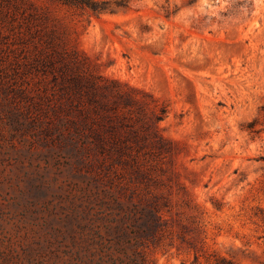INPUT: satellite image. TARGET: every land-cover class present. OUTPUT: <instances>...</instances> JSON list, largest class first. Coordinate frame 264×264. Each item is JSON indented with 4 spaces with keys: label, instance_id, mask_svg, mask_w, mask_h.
<instances>
[{
    "label": "rangeland",
    "instance_id": "374dc122",
    "mask_svg": "<svg viewBox=\"0 0 264 264\" xmlns=\"http://www.w3.org/2000/svg\"><path fill=\"white\" fill-rule=\"evenodd\" d=\"M99 1L113 12L0 0V264H65L68 219L89 189L108 199L135 186L48 132L51 109L36 107L55 101V83L36 68L53 48L77 51L74 70L104 79L110 99L128 94L140 125L176 143L152 186L170 201L173 245L148 258L191 262L190 241L264 264V0Z\"/></svg>",
    "mask_w": 264,
    "mask_h": 264
},
{
    "label": "trees",
    "instance_id": "16d2710c",
    "mask_svg": "<svg viewBox=\"0 0 264 264\" xmlns=\"http://www.w3.org/2000/svg\"><path fill=\"white\" fill-rule=\"evenodd\" d=\"M57 1L95 14L113 12L109 1ZM39 53L43 56L39 61L42 68L36 69L51 74L55 83L46 96L54 95L55 101L47 103V107L45 100L39 101L36 107L41 113L45 108L51 109L48 117L52 125L48 132L57 140L78 141L80 151L88 157L96 154L101 166L109 170L131 173L135 185L128 188L130 193L123 191V187L115 189L117 193H107L108 199L90 194L89 189L86 201L68 219L65 264H155L148 258L147 249L162 246L167 239L173 245L174 231L166 215L171 211L170 201L153 190L152 186H158L153 174L163 159L175 152L176 143L164 138L151 125L145 128L140 125L139 117L130 109L128 94L112 91L114 98L110 99L111 91L101 83L104 79L78 68L74 70L81 64L77 51L53 48ZM63 111L66 117L61 114ZM184 232L178 236L185 241ZM188 243L193 248L194 259L183 264H243L218 253L201 252Z\"/></svg>",
    "mask_w": 264,
    "mask_h": 264
}]
</instances>
